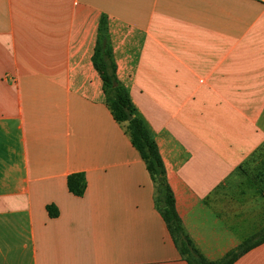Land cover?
I'll return each mask as SVG.
<instances>
[{"label":"crops","instance_id":"obj_1","mask_svg":"<svg viewBox=\"0 0 264 264\" xmlns=\"http://www.w3.org/2000/svg\"><path fill=\"white\" fill-rule=\"evenodd\" d=\"M103 18L196 250L264 236V0H0V264H188L107 106Z\"/></svg>","mask_w":264,"mask_h":264},{"label":"trees","instance_id":"obj_2","mask_svg":"<svg viewBox=\"0 0 264 264\" xmlns=\"http://www.w3.org/2000/svg\"><path fill=\"white\" fill-rule=\"evenodd\" d=\"M101 25L100 40L93 62L103 81L107 106L116 122L124 128L133 147L138 151L147 167L155 186L156 207L164 219L182 258L188 264H234L250 250L263 244L264 236L246 241L237 250L230 252L218 262L207 261L196 250L181 226L175 199L167 181L165 166L155 138L143 119L138 116L127 90L118 80L117 66L106 34L105 18L102 19ZM129 116L132 117L131 120H129ZM86 187L84 175L77 174L68 178V189L73 195L83 197ZM48 212L52 217L58 216V210L54 207H48Z\"/></svg>","mask_w":264,"mask_h":264},{"label":"water","instance_id":"obj_3","mask_svg":"<svg viewBox=\"0 0 264 264\" xmlns=\"http://www.w3.org/2000/svg\"><path fill=\"white\" fill-rule=\"evenodd\" d=\"M132 119V117L131 116H129V120H131Z\"/></svg>","mask_w":264,"mask_h":264},{"label":"rangeland","instance_id":"obj_4","mask_svg":"<svg viewBox=\"0 0 264 264\" xmlns=\"http://www.w3.org/2000/svg\"><path fill=\"white\" fill-rule=\"evenodd\" d=\"M257 160H258V159H256L255 162H257ZM255 162H254V163H255Z\"/></svg>","mask_w":264,"mask_h":264}]
</instances>
